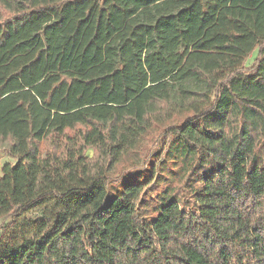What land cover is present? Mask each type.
I'll list each match as a JSON object with an SVG mask.
<instances>
[{"label":"trees","instance_id":"16d2710c","mask_svg":"<svg viewBox=\"0 0 264 264\" xmlns=\"http://www.w3.org/2000/svg\"><path fill=\"white\" fill-rule=\"evenodd\" d=\"M1 145L0 264H264V0H0Z\"/></svg>","mask_w":264,"mask_h":264},{"label":"rangeland","instance_id":"374dc122","mask_svg":"<svg viewBox=\"0 0 264 264\" xmlns=\"http://www.w3.org/2000/svg\"><path fill=\"white\" fill-rule=\"evenodd\" d=\"M257 56V50H255L253 52V54L250 56V58L248 59L247 61V64H250L254 59L255 57ZM91 153V152H90ZM7 152H6V147L4 145H1L0 146V170H1V167L3 166L4 163L6 162H12V163H15V159L13 158H9L7 157ZM127 160H133V161H137V163L141 164V161H142V156L139 152L131 155L128 157ZM3 226V219H0V229L1 227Z\"/></svg>","mask_w":264,"mask_h":264},{"label":"crops","instance_id":"0c3cea01","mask_svg":"<svg viewBox=\"0 0 264 264\" xmlns=\"http://www.w3.org/2000/svg\"><path fill=\"white\" fill-rule=\"evenodd\" d=\"M0 233H1V229H0Z\"/></svg>","mask_w":264,"mask_h":264}]
</instances>
